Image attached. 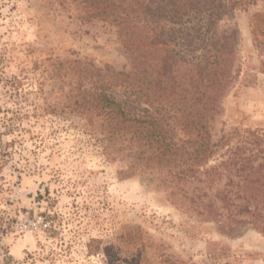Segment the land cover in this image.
<instances>
[{
	"label": "rangeland",
	"instance_id": "obj_1",
	"mask_svg": "<svg viewBox=\"0 0 264 264\" xmlns=\"http://www.w3.org/2000/svg\"><path fill=\"white\" fill-rule=\"evenodd\" d=\"M82 14L77 0H0V264H264V234L199 215L196 183L164 162L138 170L107 158L101 127L93 133L74 105L71 62H131L114 25ZM218 30L235 32L240 73L214 141L234 145L252 129L264 147V0L231 10ZM99 86L136 104L126 87Z\"/></svg>",
	"mask_w": 264,
	"mask_h": 264
},
{
	"label": "trees",
	"instance_id": "obj_2",
	"mask_svg": "<svg viewBox=\"0 0 264 264\" xmlns=\"http://www.w3.org/2000/svg\"><path fill=\"white\" fill-rule=\"evenodd\" d=\"M77 1L83 20L116 27L131 62L128 70L71 62L81 90L74 105L87 110L93 133L101 127L107 158L130 157L138 170L164 162L178 180L197 184L190 201L199 215L224 222L229 232L251 226L264 234V147L257 130H244L249 137L234 145L215 142L212 132L240 73L235 32L221 33L218 22L258 0ZM86 81L93 85L82 89ZM99 83L128 88L136 104L116 100Z\"/></svg>",
	"mask_w": 264,
	"mask_h": 264
}]
</instances>
